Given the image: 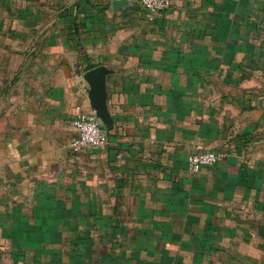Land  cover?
<instances>
[{
  "label": "crops",
  "instance_id": "crops-1",
  "mask_svg": "<svg viewBox=\"0 0 264 264\" xmlns=\"http://www.w3.org/2000/svg\"><path fill=\"white\" fill-rule=\"evenodd\" d=\"M257 1L150 19L140 0H73L47 39L1 43L0 264H264ZM99 65L108 143L73 154ZM200 150L221 158L192 173Z\"/></svg>",
  "mask_w": 264,
  "mask_h": 264
},
{
  "label": "rangeland",
  "instance_id": "rangeland-1",
  "mask_svg": "<svg viewBox=\"0 0 264 264\" xmlns=\"http://www.w3.org/2000/svg\"><path fill=\"white\" fill-rule=\"evenodd\" d=\"M72 2L73 0H0V46L5 41L32 43L47 39L49 34L45 33L46 30L62 20L67 14L63 12L68 11ZM261 3L254 0V8H259ZM50 8L61 11L52 16L47 11ZM256 19L264 26V16L261 18L258 15Z\"/></svg>",
  "mask_w": 264,
  "mask_h": 264
},
{
  "label": "built area",
  "instance_id": "built-area-1",
  "mask_svg": "<svg viewBox=\"0 0 264 264\" xmlns=\"http://www.w3.org/2000/svg\"><path fill=\"white\" fill-rule=\"evenodd\" d=\"M172 0H140L139 6L148 14L151 19L156 14L168 9ZM76 116L73 122V135L68 146L73 154L86 149H95L106 146L108 134L101 120L93 110H85L76 106ZM221 154L213 150L192 151L187 156L188 170L192 173L200 169L215 165Z\"/></svg>",
  "mask_w": 264,
  "mask_h": 264
},
{
  "label": "water",
  "instance_id": "water-1",
  "mask_svg": "<svg viewBox=\"0 0 264 264\" xmlns=\"http://www.w3.org/2000/svg\"><path fill=\"white\" fill-rule=\"evenodd\" d=\"M110 72L105 66L99 65L87 70L84 79L89 83L88 97L91 108L102 124L111 125V117L106 108L105 77Z\"/></svg>",
  "mask_w": 264,
  "mask_h": 264
},
{
  "label": "trees",
  "instance_id": "trees-1",
  "mask_svg": "<svg viewBox=\"0 0 264 264\" xmlns=\"http://www.w3.org/2000/svg\"><path fill=\"white\" fill-rule=\"evenodd\" d=\"M90 67H92V65L89 64V65L87 66V69L90 68Z\"/></svg>",
  "mask_w": 264,
  "mask_h": 264
}]
</instances>
